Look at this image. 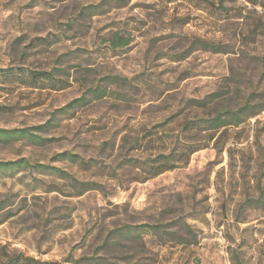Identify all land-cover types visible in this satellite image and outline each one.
Here are the masks:
<instances>
[{
    "label": "rangeland",
    "instance_id": "1",
    "mask_svg": "<svg viewBox=\"0 0 264 264\" xmlns=\"http://www.w3.org/2000/svg\"><path fill=\"white\" fill-rule=\"evenodd\" d=\"M170 1L0 0V130L37 137L0 134L1 252L264 264V112L231 130L223 153L210 144L144 182L128 165L186 141L191 99L222 93L221 108L264 107V36H248L264 32V9ZM193 38L230 53L201 50ZM150 131L152 143L143 138ZM83 184L100 188L82 192Z\"/></svg>",
    "mask_w": 264,
    "mask_h": 264
},
{
    "label": "trees",
    "instance_id": "2",
    "mask_svg": "<svg viewBox=\"0 0 264 264\" xmlns=\"http://www.w3.org/2000/svg\"><path fill=\"white\" fill-rule=\"evenodd\" d=\"M173 1V0H171ZM170 1V2H171ZM252 8L256 9L261 7L264 9V0H244ZM254 36L253 42H257V39L261 36H264V32H259L257 30L251 31L248 36ZM116 47H122L127 45V42H123L121 38H117ZM193 46H199V49L213 52V53H224L228 54L230 51L228 50V45H223L221 43H214L206 40H201L198 38H193L192 40ZM224 48V49H222ZM38 75H33V78H37ZM118 80V78H116ZM101 89L97 88L92 90L93 97L102 98L99 94ZM224 100L222 99V93H214L212 95H208L203 99H191L187 102V109L191 114L190 117H186L182 119L180 124L181 132L185 134L186 141L184 143H177L174 145L172 149H165L163 153H159L153 160H147L143 163H136V161H132L130 159L129 166L132 168L139 169L143 172L144 178L137 179V181L144 182L150 179H154L164 173L176 170L178 168H182L187 166L190 163L191 157L203 150L208 148L210 144L213 145L214 149L218 151V153H223L225 151L227 142L230 139V132L234 129L242 128V125L245 124L248 120L253 119L264 112V107L259 108L258 110L250 113L251 110V101H247L245 104L240 105L236 108L233 107H219ZM87 102V98L83 97L81 99L75 100L70 103L64 110L76 108L82 104ZM242 130V129H240ZM239 130V132H240ZM0 134H4L8 137L19 135L21 137H33L37 138L34 135L30 134L25 130H11V131H3L0 130ZM157 133L149 132L148 135L143 136V138H148L150 143L155 142L154 137H157ZM161 140V139H159ZM139 141L137 140L136 145L139 146ZM163 142V141H162ZM237 143H241V140ZM135 145V146H136ZM134 150V148H133ZM232 148L227 150L229 157H231ZM69 158L74 163H77L78 156L67 154L63 155ZM22 161H18L15 163L7 164L6 166H20ZM81 189L82 192H88L92 190H99V185L96 184H83ZM262 204L264 200L261 201ZM2 203H0V211L2 210ZM144 228H148L150 231L156 233L161 232L160 227L152 226V225H144ZM126 230L127 233H132L134 230L129 227H125L122 230ZM3 251V250H1ZM0 251V264H114L111 261L107 260L104 257H82L80 259H74L73 257H69L64 261H42L40 259L27 256L21 252H1ZM236 253L233 251L232 259L236 262Z\"/></svg>",
    "mask_w": 264,
    "mask_h": 264
}]
</instances>
